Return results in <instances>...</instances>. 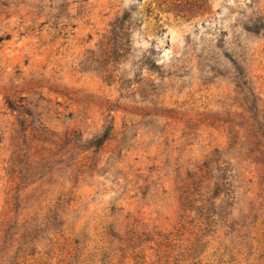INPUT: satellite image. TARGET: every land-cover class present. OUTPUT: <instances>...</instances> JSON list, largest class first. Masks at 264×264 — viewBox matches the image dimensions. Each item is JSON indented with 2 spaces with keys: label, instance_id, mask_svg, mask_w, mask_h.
Returning a JSON list of instances; mask_svg holds the SVG:
<instances>
[{
  "label": "rangeland",
  "instance_id": "obj_1",
  "mask_svg": "<svg viewBox=\"0 0 264 264\" xmlns=\"http://www.w3.org/2000/svg\"><path fill=\"white\" fill-rule=\"evenodd\" d=\"M29 132L53 157L11 164ZM258 143L264 0H0V220L64 199L24 264H264Z\"/></svg>",
  "mask_w": 264,
  "mask_h": 264
},
{
  "label": "trees",
  "instance_id": "obj_2",
  "mask_svg": "<svg viewBox=\"0 0 264 264\" xmlns=\"http://www.w3.org/2000/svg\"><path fill=\"white\" fill-rule=\"evenodd\" d=\"M121 26H117L116 22H119ZM128 19L127 16L122 17L121 19H117L111 25V33L115 32L117 27H120L124 36L129 37L127 25ZM127 25L125 26V24ZM124 46H115L116 49H125ZM72 136L74 134L66 132L63 135L54 136V140H44L42 142L49 143V145H53L59 148V154L61 160H66L68 158L67 154L71 151V148H67L68 145L73 140ZM108 133L106 131L100 137H95V140L91 142V145L98 148L100 147L104 141L107 139ZM24 144L25 148H21L20 145L16 146L13 156L10 158L11 164L15 165V163L24 162V164H33L35 163V159L39 158L40 161L44 163L49 162V160L53 157L50 148L39 147L37 143H39L40 138L35 137V133L29 132L28 134L24 133ZM75 137V136H74ZM37 141V143H36ZM257 152L263 156L264 158V144H259ZM64 151V152H63ZM260 163L264 164V161ZM183 205L188 206L189 203H198L201 213L204 214L203 221H199L200 226H208L207 220L212 221L211 215L209 214V206L211 202L209 201V194H183ZM59 201L53 206V208L48 209L47 213L42 216H34L26 220H22L21 222H17L16 220L10 221L9 219L0 220V261L3 260V257L6 255L7 264H24L27 258L31 255H34L36 252L35 244L33 243V236L37 232H41V230L46 229L45 226H50L51 229L56 230L57 225L61 220V214L59 212V206L64 199H58ZM189 207V206H188ZM204 212H203V211ZM211 212V211H210ZM201 214V216L203 215ZM208 214V215H207ZM213 215V214H212ZM205 228H200L199 230H203ZM114 232L109 230L104 234L109 236H114ZM140 237V235H139ZM166 242H169L168 237H165ZM108 248L106 246L100 247V254L104 256L107 253Z\"/></svg>",
  "mask_w": 264,
  "mask_h": 264
}]
</instances>
